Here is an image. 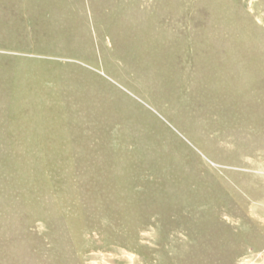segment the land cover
I'll list each match as a JSON object with an SVG mask.
<instances>
[{"label":"rangeland","instance_id":"374dc122","mask_svg":"<svg viewBox=\"0 0 264 264\" xmlns=\"http://www.w3.org/2000/svg\"><path fill=\"white\" fill-rule=\"evenodd\" d=\"M0 264H264V0H0Z\"/></svg>","mask_w":264,"mask_h":264}]
</instances>
